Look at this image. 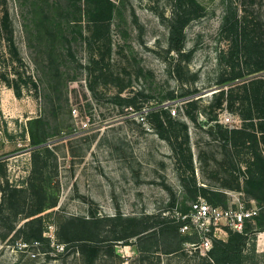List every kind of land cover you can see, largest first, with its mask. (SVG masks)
<instances>
[{"label": "rangeland", "instance_id": "rangeland-1", "mask_svg": "<svg viewBox=\"0 0 264 264\" xmlns=\"http://www.w3.org/2000/svg\"><path fill=\"white\" fill-rule=\"evenodd\" d=\"M173 25L184 29L181 52L171 49ZM259 78L264 0H0V182L22 205L24 192L9 185L42 184L56 204L43 213L46 251L0 237V264H82L58 245L66 217L170 215L189 212L199 196L260 208L245 224L241 259L222 264H264V199L243 188L248 176L264 177ZM37 118L31 128L45 141L33 145ZM234 126L247 129L226 131ZM231 231L221 225L213 236L227 241ZM156 250L117 244L95 264H202L206 256L192 243L171 255Z\"/></svg>", "mask_w": 264, "mask_h": 264}, {"label": "trees", "instance_id": "trees-1", "mask_svg": "<svg viewBox=\"0 0 264 264\" xmlns=\"http://www.w3.org/2000/svg\"><path fill=\"white\" fill-rule=\"evenodd\" d=\"M70 6L65 7V13H70ZM82 12V11H81ZM72 22H66L67 26ZM30 23H24L27 33L30 34ZM171 49L176 52L183 50L185 33L183 26H172ZM50 30L48 29V32ZM264 81V78H259ZM17 95L19 89L13 86ZM165 108H156L151 111L152 116L165 113ZM250 118V119H249ZM258 130L264 135V115L258 117ZM250 125H254L253 117H248ZM41 118L32 120L30 126L31 144L38 145L45 141L39 132L33 130V123L38 124ZM249 125V124H248ZM227 132H239L242 128H226ZM264 144V141H263ZM38 151H34V166L39 158ZM257 155V154H256ZM258 169L264 174V158L257 157ZM36 169H34V172ZM0 182V237L13 236L20 238L26 243L40 242L43 251L50 246V240L44 236V216L43 213L56 206L54 202L47 199V191L41 184L39 187L30 182L27 187H10L12 192H24L25 202L22 205L19 199L13 194L7 193L2 188ZM240 186V185H239ZM201 189L207 190L205 186ZM236 187V186H235ZM238 188V187H237ZM244 192L252 194V198L264 199V177H257L255 174L248 176L243 183ZM205 198V197H204ZM207 199V198H206ZM208 200V199H207ZM209 201V200H208ZM182 212V211H180ZM186 213V212H182ZM23 222L22 224H20ZM176 212L168 215L160 212L156 214L124 215L117 213L111 216L92 215L89 217L71 215L65 218L59 225L58 245L63 250L72 248L82 260V264H95L102 256H114L116 245H135L140 254L161 251L166 255L176 254L183 249L184 243H196L199 236L196 234H185L180 228L185 223ZM20 226L18 227V225ZM3 229V230H2ZM227 241L213 238V247L202 257V264H222L226 262H238L241 259L243 247L247 239V232L231 231ZM23 234V236H20Z\"/></svg>", "mask_w": 264, "mask_h": 264}, {"label": "built area", "instance_id": "built-area-1", "mask_svg": "<svg viewBox=\"0 0 264 264\" xmlns=\"http://www.w3.org/2000/svg\"><path fill=\"white\" fill-rule=\"evenodd\" d=\"M172 113L175 115L176 110ZM221 122L227 126L232 125L233 118L225 114L221 116ZM259 212L260 208L257 205L248 206L243 201H237L232 206L222 208L212 205L206 198L199 196L192 202L189 212H176V214L186 221L180 228L181 232L198 235L199 241L192 245L206 254L213 247V238L216 235L214 230L221 228V225H226L234 232H244L247 221L253 220Z\"/></svg>", "mask_w": 264, "mask_h": 264}]
</instances>
